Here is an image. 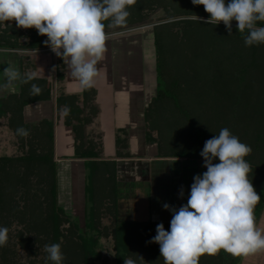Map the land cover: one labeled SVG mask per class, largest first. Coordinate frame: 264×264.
Returning a JSON list of instances; mask_svg holds the SVG:
<instances>
[{
	"label": "rangeland",
	"instance_id": "374dc122",
	"mask_svg": "<svg viewBox=\"0 0 264 264\" xmlns=\"http://www.w3.org/2000/svg\"><path fill=\"white\" fill-rule=\"evenodd\" d=\"M178 1L180 2L135 0L128 8L130 16L126 25L115 29L106 28V32L123 33L112 36L110 39L113 40H121L123 36L132 43L131 39L135 38L136 42L131 45L134 51L129 49L127 52H136L139 58L144 59V64H148V59L155 61L153 70L156 85L160 83L161 93L166 97L162 95L159 99H154L148 108L147 120L150 136H166V140L170 139L163 153L177 157L195 155L193 146L203 139L206 142L218 135L222 128H228L252 149L245 160L251 169L249 179L261 197L255 207L258 209L264 201V108L257 110L256 103L251 102V99L248 104L244 101L235 102L234 98L237 96L239 99V94L244 90L262 91L264 70L252 69L249 63L251 48L242 43L237 44L244 33L234 29L237 27L236 21H232L234 28L231 35L228 31L225 35H220L222 31L219 33L214 25L206 24L203 20L199 24V21L187 18L197 15L207 20L209 14L203 5H194L191 0H187L190 7H177ZM176 10L178 12L175 13ZM260 23L261 25L257 24L258 27L264 26V22ZM219 24L224 25L223 22ZM129 34L133 36H126ZM38 35L35 28H18L14 21L0 22V42L8 40L14 43L17 50L26 56L46 54L56 57L53 68L65 69L62 58L57 57L50 47L39 50L31 48L32 39ZM156 38L164 50V76L163 82L159 83L156 71ZM226 38L229 40H225ZM45 39H48L47 36ZM121 45L123 49L124 42ZM222 46H239V52L224 55L228 59L220 63ZM236 58L240 61L238 67H234L240 73L224 76V71H230L229 66L236 64L233 62L231 65L229 59ZM257 58L264 59V44H261V52ZM208 59L211 61L208 62ZM259 62L264 66V60ZM171 80L179 82L176 88L170 86ZM172 88L174 93L170 97L167 89ZM2 125L0 227H6L8 231L6 243L0 246V264H53L47 259L44 250L45 245L53 243L61 244L65 257L63 264H125V260H132L134 264H164L159 244L149 243L157 234L154 229L150 231L152 235L145 233L143 236H129L123 233L111 200L104 206L96 205L98 211H92L93 220L87 221V227L90 226L91 231L80 233V225L67 218L60 227V240L56 241L49 222V205L52 202L50 188L54 180L47 179V166H37L35 169L34 166L27 167L21 161L30 152L31 145H25L21 136H4L7 129L4 132ZM34 151L41 153L43 150L38 148ZM201 151L202 149L200 153ZM193 159H199L204 164L203 157ZM87 169L91 170V165ZM97 187L103 188L100 183ZM90 191L92 190L89 189V193ZM105 199V196L101 197L102 201ZM259 218L256 219L257 223ZM85 237L90 240L86 247ZM261 254H250L247 258H258ZM231 257L234 258L232 261ZM237 257L221 251L216 255L203 254L199 257L198 264H243L242 259ZM246 263L264 264V259Z\"/></svg>",
	"mask_w": 264,
	"mask_h": 264
},
{
	"label": "crops",
	"instance_id": "0c3cea01",
	"mask_svg": "<svg viewBox=\"0 0 264 264\" xmlns=\"http://www.w3.org/2000/svg\"><path fill=\"white\" fill-rule=\"evenodd\" d=\"M133 42L123 36L107 41L89 88L70 75L63 59L65 69L59 70L53 68L56 57L26 56L17 49L0 51V83L4 68L9 66L22 76L34 73L28 83L17 82L14 89L0 93V101L7 98L0 103V126L3 124L4 132L7 129L4 136H19L16 129L23 127L28 136H36L45 154L53 140L48 156L56 167L57 203L80 225V233L90 230L87 221L93 220L96 205L104 206L110 200L123 233L143 236L152 229L156 232L160 223L170 230L173 213L163 204L177 210L186 205L194 176L207 171L199 159L163 153L170 141L166 136L149 135L148 108L158 94L155 61L148 59L144 64L136 52H127L133 50ZM32 84L42 89L39 96L30 95ZM65 107L70 109L66 115L62 113ZM98 183L103 188H98ZM257 226L264 231V210ZM257 254L262 256L257 258ZM257 254L251 259L237 258L243 264L264 259V252Z\"/></svg>",
	"mask_w": 264,
	"mask_h": 264
},
{
	"label": "clouds",
	"instance_id": "9594fccd",
	"mask_svg": "<svg viewBox=\"0 0 264 264\" xmlns=\"http://www.w3.org/2000/svg\"><path fill=\"white\" fill-rule=\"evenodd\" d=\"M203 5L209 18L197 15L188 19L210 25L223 22L229 35L232 21H236L246 46L264 44V0H191ZM135 0H0V22L14 21L18 28H35L57 57L68 65L70 75L82 87L89 88L98 74L97 63L106 52L107 41L114 35L106 28L126 25L128 8ZM107 22V23H106ZM0 51L8 52L5 48ZM55 69H53L54 71ZM4 81L0 93L26 84L34 73L21 75L11 66L3 70ZM42 89L32 84L30 95L39 96ZM70 111L67 107L63 114ZM19 136L27 137V129H16ZM249 145L242 143L228 128L208 139L200 153L207 171L194 176L186 205L179 209L163 204L171 210L170 230L163 223L156 226V235L149 243L160 246L164 264H198L203 254L216 255L224 251L233 256H248L264 252V231L256 222L254 209L261 197L249 179L250 165L245 157L251 153ZM218 158L219 163H213ZM183 187L180 196L183 197ZM6 227H0V246L7 240ZM47 259L63 264L65 257L61 244L45 245ZM125 264H134L125 260Z\"/></svg>",
	"mask_w": 264,
	"mask_h": 264
},
{
	"label": "trees",
	"instance_id": "16d2710c",
	"mask_svg": "<svg viewBox=\"0 0 264 264\" xmlns=\"http://www.w3.org/2000/svg\"><path fill=\"white\" fill-rule=\"evenodd\" d=\"M189 5L190 4H189V2H187V0H180V2L178 1V3H177V7H190ZM150 6L154 7L155 5L150 4ZM176 12H178V11L176 10L175 13ZM200 23H202V22H199V24ZM257 24L261 25L260 22H258ZM214 26L217 28L219 33L222 31L220 33V35H225V33H227L225 25L218 24V25H214ZM233 28L234 27H232V30H233ZM234 29L237 30V27L234 28ZM246 34L247 33H244V36ZM186 35H187V33H186ZM244 36L241 37V41L238 42L237 44L242 43L243 46L245 45ZM157 40H158V38H156V71H157V79H158L157 81L159 83L160 81L163 82V76H164V72H163V69H164L163 68V66H164L163 65V62H164V50H163L162 46L160 45V43L157 42ZM225 40H229V39L226 38ZM44 41H46L45 36L38 35L37 37L32 39V46L31 45L30 46H31L32 49H36V50L48 48L49 46H46ZM0 48L17 49V46L14 43L9 42L8 40H6V41L3 40V43H2V41L0 42ZM249 48H251V50H252V57H251V60L249 62L250 65H251V68L256 70V71L264 70V66L261 64V62H259V61L264 60V59H260L259 60L257 58L258 54H260V52H261V45H253V46H249ZM220 49H221V53L223 55L221 57L222 59H220V63L223 62L224 60L228 59V58H224L225 57L224 55H227V54L230 55V54H233V53L236 54V53L239 52V46H236V47H233V48L230 47V46H222V48H220ZM229 60H231V65H232L233 62H236V64L233 63L232 67L229 66V70L230 69L231 70L227 71V69H226V71H224V76H226V75L231 76L234 73L239 74L240 71H239V69L236 70V67H238L237 65H239L240 59L238 60L236 58V59H229ZM210 61L211 60L208 59V62H210ZM235 65H236V67H234ZM217 67L219 68L220 65H218ZM257 68L259 70H257ZM246 74L247 73H245V75ZM244 81H245V78H244ZM177 83H179V82L175 81V80H173V81L171 80L170 81L171 85L170 84L169 85L171 87H175L176 88L177 87L176 86ZM216 87H218V86L216 85ZM161 90L162 89L160 88V83H159V85H158V94H157L156 99H159L160 96H162V95L165 96L164 93H161ZM167 92H168L169 96L171 97L172 93H174L173 92V88L170 89V90L167 89ZM206 93H205V95H206ZM234 99H235V102L244 101L245 103H248V104L250 103V102H248V101H250L249 99H251V102L254 101L256 103V105H255V106H257L256 109L260 110V108H262V107L264 108V89H262V91H259V92L256 91V90L255 91L254 90H249V91L248 90H244L241 94H239V99H238L237 96H235ZM6 101H7V98L5 100H1L0 103L4 104ZM20 138H21V140H23L25 145H27V144L31 145L30 152L28 154H26L25 157L21 159V161L24 164L26 163L27 167L34 166L35 169L37 168V166H42V167L47 166V172H48L47 173V179L52 178L54 180L53 185L50 188L51 195H52V202L49 205V214H50L49 222L51 223V228L54 231L55 240L59 241L60 240V235H61L60 227L62 225V222L65 221V219L67 220V218H70V216L66 215L64 210H62L58 206V203H57V196H58V192L57 191L58 190H57V183H56L57 182L56 167H55V164L52 163L51 155L48 156V154H50L51 151H52L51 149H52L53 140L51 139L50 142H49L50 143V147H49V149L47 151H50V152L45 154V152H44L45 150L41 151V153H37L36 152L37 150L34 151L35 150V148H34L35 144H36V148L37 149L41 148V146H39L40 145V141L36 140V136H27V137L21 136ZM204 144H205V141L203 139L202 141L199 142L198 146L195 148L194 152L196 154L195 155H190L188 157L189 158H201L202 156L200 155V149H203ZM26 148L28 149V146H26ZM213 163H219L218 158L214 159ZM263 210H264V201L262 202V205L258 209H255L254 215H255L256 219L261 217V214H262ZM75 226L78 227V225H76V224H75ZM84 240H86V242H85L86 244H84L85 247H86L87 244H89L90 240H89V238H86V237L84 238Z\"/></svg>",
	"mask_w": 264,
	"mask_h": 264
}]
</instances>
